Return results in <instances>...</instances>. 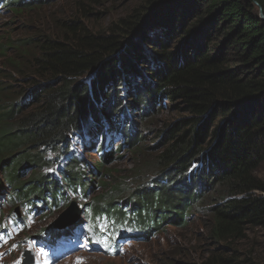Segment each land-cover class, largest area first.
Masks as SVG:
<instances>
[{
	"label": "trees",
	"instance_id": "trees-1",
	"mask_svg": "<svg viewBox=\"0 0 264 264\" xmlns=\"http://www.w3.org/2000/svg\"><path fill=\"white\" fill-rule=\"evenodd\" d=\"M18 1L0 0V9ZM45 1L29 0L15 11ZM259 6L264 12V0H144L104 32L70 19L59 21L61 36L0 43L3 55L15 51L12 79L28 84L17 89L16 82L1 79L0 68V168L12 187L11 201L68 205L65 183L86 192L87 168L79 155L58 168V176L50 171V153L69 152L74 133L90 123L86 116L99 121L90 135L95 139L103 121L117 132V123L124 126L134 110L147 119V112L182 101L160 130L159 149L137 144L133 131H119L135 140L138 163L110 182L106 166H94L92 173L103 179L102 192L86 204L92 218L146 234L150 223L166 219L155 216L160 209L175 207L169 218L181 221L202 205L212 215L210 238L229 244L245 237L248 227L264 225V179L257 174L264 162ZM171 176L180 178L164 186ZM145 200L156 208H146ZM200 264L258 263L223 246Z\"/></svg>",
	"mask_w": 264,
	"mask_h": 264
},
{
	"label": "rangeland",
	"instance_id": "rangeland-1",
	"mask_svg": "<svg viewBox=\"0 0 264 264\" xmlns=\"http://www.w3.org/2000/svg\"><path fill=\"white\" fill-rule=\"evenodd\" d=\"M143 2L144 0H82L80 4L78 0H46L44 3H33L32 8H24L21 13H17L16 7L29 3V0H19L0 9V43L18 46V43L40 34L61 36L63 29L59 21L70 19L80 21L93 32H104L109 25L120 18L130 16ZM85 9H90L91 12L87 14ZM28 50L32 52V49ZM14 59H16L14 49L8 50L6 55L0 50V68L5 71L1 79L7 83L16 82L17 89L25 88L28 86L25 79L21 81L12 79L16 73L10 68L9 62ZM27 65H23L25 71ZM9 72L12 77L8 75ZM90 75L88 74L86 78ZM173 105L175 106L158 107L155 111L147 112V119L143 118V113H139V109L134 110L130 113L132 119L129 118L124 126L121 127L117 123V132L112 131V125L103 119L101 132L95 139L90 135L99 126V121L93 123V118L86 116V120L90 123L86 130L83 128L74 133L71 145L66 148L69 152L61 155L50 153L53 163L51 167L53 169L50 171L54 172L55 176L59 174L58 168L64 167L73 155H79L82 166L87 168L85 193L80 192L79 189L75 191L65 183L64 198L75 200L80 208L79 219L71 226L80 235V241L77 250L63 254L59 259L42 255L40 241L47 237L49 233L47 229L67 208L68 202L65 201L57 206L47 201L41 204L38 200L13 202L10 199L12 187L6 180L5 171L0 168V264H24L26 258L29 259V253H32L33 263L29 261L28 264H200L212 251L223 246L229 251L236 249L240 259L249 257L258 264H264V225L248 227L245 237L236 240L233 244L218 242L210 238L212 215L202 205H198L190 212L189 217L181 221H178V216L169 218L175 214L172 211H177L175 207L160 209L155 216H166V219L163 222L150 223V227L145 229L146 234L139 232L120 238L125 230L121 231L118 226L110 225L107 235L111 236L113 231L114 241L108 237L104 239V242H107V251L89 249V244L92 243L88 241L101 242L92 235L95 219L86 206L91 198L102 192L100 181L103 176L92 173L94 166L105 165L108 170H106V182H110L111 175L123 176L126 170H131L138 163L139 157L133 151L135 140L120 134L119 131L121 133L133 131L135 136H138L137 144L159 149L163 140L160 135L161 128L176 116L171 110L183 106V102H175ZM127 124L130 126L125 127ZM91 127L92 133L89 129ZM93 142H96L95 147L91 146ZM101 144H106L108 148L103 151ZM144 157L152 156L150 154ZM257 174L264 179V162L260 164ZM179 178V176L168 177L169 182L164 186L172 184ZM156 185L157 183H153L150 186L155 192ZM144 205L148 209L151 207L149 200H145ZM151 208L154 210L156 207ZM147 218H155L154 213L152 216L147 214ZM98 228L102 232L106 231L100 222ZM86 236L88 238H85ZM116 238H120V242H117Z\"/></svg>",
	"mask_w": 264,
	"mask_h": 264
},
{
	"label": "water",
	"instance_id": "water-1",
	"mask_svg": "<svg viewBox=\"0 0 264 264\" xmlns=\"http://www.w3.org/2000/svg\"><path fill=\"white\" fill-rule=\"evenodd\" d=\"M259 13L262 18H264V12L261 6H259ZM79 213L77 212V206L74 202L67 206V208L58 216L54 222V227L62 228L68 224H73L79 219ZM29 255H31L29 253Z\"/></svg>",
	"mask_w": 264,
	"mask_h": 264
},
{
	"label": "clouds",
	"instance_id": "clouds-1",
	"mask_svg": "<svg viewBox=\"0 0 264 264\" xmlns=\"http://www.w3.org/2000/svg\"><path fill=\"white\" fill-rule=\"evenodd\" d=\"M68 205H69V204H68ZM68 205H67V206H68ZM67 206H66V207H67ZM66 207H65V208H66ZM119 229H121V231L125 230V232L123 233V235H122V233H121L120 238H121L122 236H127V235H130V234H131V235H132V234H137V233L139 234V231H135V230H133V229H132L131 231H128V230H127L128 227H126V226H125V227L122 226V228H119ZM120 238H116L115 240H116L117 242H120ZM104 252H105V251H104ZM104 252H103V253H104Z\"/></svg>",
	"mask_w": 264,
	"mask_h": 264
}]
</instances>
